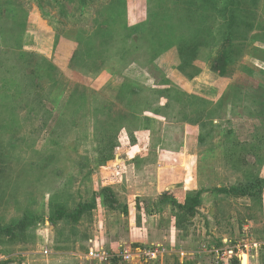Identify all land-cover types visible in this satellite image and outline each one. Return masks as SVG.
Wrapping results in <instances>:
<instances>
[{"label":"rangeland","instance_id":"374dc122","mask_svg":"<svg viewBox=\"0 0 264 264\" xmlns=\"http://www.w3.org/2000/svg\"><path fill=\"white\" fill-rule=\"evenodd\" d=\"M115 1L0 0V264H59L58 249L88 253L89 234L190 251L185 264H264V190L219 192L264 179V0L256 30L226 46L214 20L195 34L191 4L168 1L153 15L148 0ZM97 27L109 34L91 49ZM225 50L220 74L212 67ZM233 88L245 105L224 101ZM103 188L130 212L109 208ZM194 191L201 202L188 217L157 200ZM87 202L75 223L53 219Z\"/></svg>","mask_w":264,"mask_h":264},{"label":"trees","instance_id":"16d2710c","mask_svg":"<svg viewBox=\"0 0 264 264\" xmlns=\"http://www.w3.org/2000/svg\"><path fill=\"white\" fill-rule=\"evenodd\" d=\"M77 1L79 4L85 5V0H77ZM168 1L171 3L175 1L174 3L175 4L178 3L179 6H180L179 2L181 1V5H184L185 7H188L189 6L188 4H191L194 7L195 11L191 13L189 12V10L187 11L190 13L189 14L190 21H192L191 19L194 17V15H197V17H199V19H197L199 21L198 24L199 29L198 30L194 29L195 34L197 33L201 35L202 32H204L205 30L208 31L207 25L211 23L210 20L216 21L217 24L219 25V33H218L219 38L221 36L224 39L223 41L219 40L220 41L219 44L225 43L224 46L228 45V43L242 42L244 41V39L246 40L247 34L251 33L252 30H256L257 28V25L255 24V18H256V9L258 7L257 5L258 0H152V1L148 0V2L152 3V4L148 3L150 4L148 5L149 7L151 5L155 6V8H152L151 14L154 15L156 10L157 11L160 9L162 10L164 3H168ZM124 3L125 0L115 1V4L120 6H123ZM115 14L117 13L115 12ZM14 16L15 13L13 14V18L15 19ZM14 25H16L15 22ZM138 27H140V25H136L133 28H138ZM99 28L101 27H97L96 30L93 29L94 34L90 32V34L88 35V37H90L88 39V42L90 46L92 45L91 49H94L93 46L94 42L92 41V38L94 39V37L97 34H101V36L104 35L103 37L109 34V32L106 29H102V28L99 29ZM122 29L126 30L125 25H122L121 31ZM21 32L22 31H20L18 37H20ZM81 33L83 34L84 32L81 31ZM208 34L209 36L214 37L213 36L214 32L213 33L209 32ZM78 35H80L79 31H78ZM116 35L123 37L125 34L124 32H119V34ZM238 37L240 38L239 40L237 39ZM191 38H193V34L187 33L185 35L184 34L181 35L179 39L181 42L184 43L185 41H187V39L190 40ZM225 52L230 53V51L225 50L219 56V58L214 62L212 67L215 71L219 72L220 74H222L223 70H221L222 67L220 66L218 68L217 61H219V63L221 61V64L222 62H224L225 65L229 63L227 59L228 58L227 53ZM88 57H90V54H88ZM261 89L264 90V85L261 86ZM231 91L232 92L229 93V95L227 94V97H225L224 99V101L230 102L231 108H236L239 106V104L241 105L246 104L245 100L240 99L242 90L239 91L238 89L235 90L233 88V90ZM250 91L252 94L247 98L248 99L247 101L250 102L251 104L252 101L251 99H254V91L252 89H250ZM256 109L257 108L255 107L254 110ZM230 111L232 110H229L228 112ZM261 113L264 114V109ZM244 115L249 116L251 119L256 117L255 112L254 111L250 112V109L247 112H245ZM263 190H264V179H255L252 182H248L245 185H241L240 187L230 186L229 188H224V187L219 188L220 193H225L228 195L235 194L239 196H246V195L254 196L260 194ZM99 196L102 197L103 202L109 208L117 209V210L119 209L123 216L127 215L128 213L127 206L125 205L120 206L117 203V199L115 198L112 190H110L109 188H103ZM200 196H201V191H194L188 193L187 196L184 197L182 201H177L176 198H174L168 192H163L158 195L157 200H159L160 203H166L169 200L177 209L184 212V217H188V216H192L195 213V210L199 207L201 202ZM93 206L94 204L92 202H87L86 204H82L78 206L76 209L68 212L67 210L61 208L59 209L58 214H55V216H53L54 217L53 219L56 220L63 219L65 222L75 223L78 220L79 216L84 211H89ZM28 216H30V214ZM175 225L177 228L182 230L180 228L181 227L180 223L177 222V224ZM232 263L238 264V260L235 258L232 260Z\"/></svg>","mask_w":264,"mask_h":264},{"label":"crops","instance_id":"0c3cea01","mask_svg":"<svg viewBox=\"0 0 264 264\" xmlns=\"http://www.w3.org/2000/svg\"><path fill=\"white\" fill-rule=\"evenodd\" d=\"M133 209L136 210V207H133ZM128 210H129L128 212H130V206H129V204H128ZM136 223H137L136 218L133 221V224H130L129 223V229L128 230L131 233H128V234L130 235V237L131 236L132 237H136L137 236V234H136L137 232L136 231L140 227L137 226L138 223L137 224ZM120 240H122V239H120ZM120 240L119 241H108V243L105 240H104L105 242L104 241L98 242L95 236L89 234V236L87 238V252L88 253H84V254L79 253V252L60 253V252H66L65 250H63L64 248H62V249H58V250H62V251H60L58 253H54L55 254L54 256L55 257H58V258H56L57 259L56 261L59 262V264H63L64 262L65 263L66 262H69L68 260L71 261V264H76V263L77 264H83V262L81 260L82 257L85 258V259L86 258L89 259V261L93 262L94 264H133V263H136V264L137 263L138 264H148V263L151 264L152 263V264H154L156 261L164 258L165 255H171V254H177V255L179 254V255H181V257L179 258V263L180 264H185L188 261H190V259L187 258V256L190 255V251H186V250H184V251L183 250H175L172 247H169V248H166L165 247L166 248L165 249V248H161L160 247L161 244H158L157 245V249L159 250L158 253H157V255L154 256V257H152V258H150L151 260L152 259H155V261H150L149 259L148 260L146 259L144 261H141L140 260V257H142L143 255L139 256V255H135V254L128 261H122V259L120 257V253L122 252V250L124 248L130 247V246L129 245L128 246L123 245L122 242H124V241H120ZM142 247H144V246L138 245V246H135V247H132V248L130 247V248L132 250H134V252H137L139 250H143ZM45 251H46V253H45ZM92 251H96V252H98V251H105V252L109 253L111 255V257L108 260H106V261H99L98 259L91 258V256L89 255V253L92 252ZM163 252H166L167 254H164ZM43 254L48 256V255H51L53 253H52V251L50 249L45 248ZM64 254L65 255L66 254H71L72 256H75L76 258L65 259V258H63L65 256H62ZM60 256H61V258H59ZM184 257H186V258H184ZM135 259H138V260H135ZM133 261H135V262H133Z\"/></svg>","mask_w":264,"mask_h":264},{"label":"built area","instance_id":"2783aa9c","mask_svg":"<svg viewBox=\"0 0 264 264\" xmlns=\"http://www.w3.org/2000/svg\"><path fill=\"white\" fill-rule=\"evenodd\" d=\"M158 251L159 250L157 249V246L153 249H143L137 252H134V250H132L130 247H127L122 250V252L120 253V257L122 261H128L134 254L139 256H150V258H152L157 255ZM228 253L232 254L233 251L230 249L228 250ZM89 255L91 256V258L98 259L99 261H106L111 257V255L105 251H92L89 253Z\"/></svg>","mask_w":264,"mask_h":264}]
</instances>
